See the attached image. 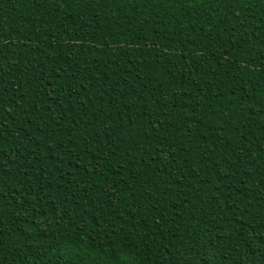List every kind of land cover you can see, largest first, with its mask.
I'll list each match as a JSON object with an SVG mask.
<instances>
[{"label":"trees","instance_id":"1","mask_svg":"<svg viewBox=\"0 0 264 264\" xmlns=\"http://www.w3.org/2000/svg\"><path fill=\"white\" fill-rule=\"evenodd\" d=\"M110 241L264 264V0H0V264Z\"/></svg>","mask_w":264,"mask_h":264},{"label":"snow or ice","instance_id":"2","mask_svg":"<svg viewBox=\"0 0 264 264\" xmlns=\"http://www.w3.org/2000/svg\"><path fill=\"white\" fill-rule=\"evenodd\" d=\"M113 235L114 236L120 235L121 239L128 241L129 243H128L127 247L129 249L134 250L137 248L135 241L133 240L132 236L128 232H124L121 235V233L118 230L113 229ZM96 239H97V237L93 236V240L95 241ZM110 242L113 243L111 255H112V257H114V264H129V262H127L126 260L121 259L120 249L115 247V242L114 241H110ZM103 247H104L103 244H101V248H103ZM123 247H124V245H121V248H123Z\"/></svg>","mask_w":264,"mask_h":264}]
</instances>
